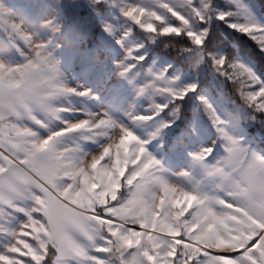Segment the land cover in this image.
<instances>
[{
  "label": "snow or ice",
  "instance_id": "snow-or-ice-1",
  "mask_svg": "<svg viewBox=\"0 0 264 264\" xmlns=\"http://www.w3.org/2000/svg\"><path fill=\"white\" fill-rule=\"evenodd\" d=\"M230 2L235 11L217 14L212 0H86L98 19L104 7L118 9L124 26L115 39L119 79L95 111L75 106L97 97L61 72L55 16L27 21L0 3V264H264V154L226 131L196 83L180 87L167 69L143 67L139 54L166 39L188 67L207 64L222 88L231 82L237 114L264 129V82L238 53L205 45L214 17H235L229 27L264 54V27ZM62 3L47 0L42 16ZM101 27L108 36L118 31ZM133 36L140 43L128 47ZM125 88L146 102L143 114ZM190 94L198 101L193 119L164 140ZM122 104L128 111L118 119ZM201 114L216 134L211 146L188 153L201 176L169 173L148 145L183 153Z\"/></svg>",
  "mask_w": 264,
  "mask_h": 264
},
{
  "label": "rangeland",
  "instance_id": "rangeland-1",
  "mask_svg": "<svg viewBox=\"0 0 264 264\" xmlns=\"http://www.w3.org/2000/svg\"><path fill=\"white\" fill-rule=\"evenodd\" d=\"M229 1L230 0H226ZM243 1V0H242ZM239 0L240 5L247 10L254 21L261 27H264V10L256 12L254 9L247 4H244ZM47 0H0V3L5 5L9 10L13 11L18 17L23 20L30 21L35 18H51L53 15L56 18V22L61 24L63 33L57 36V40L60 42L61 47L57 50V58L60 61V69L64 77L70 85L80 84L83 87L88 88L93 95L97 97V101H75V106L77 108H87L89 110L95 111L99 107H103V96L105 88L111 86L119 78L116 76L115 68L118 63L119 58L122 56L123 52L119 45L115 43V39L118 38L120 32L124 30L122 17L119 15L118 9L110 8L111 12L103 15L102 23L111 24L118 31L115 36H108L104 33L103 28L102 34L99 38L98 49L108 50L111 53L113 60V69L111 73H108L109 69L102 65H96L97 55L93 49L84 50L80 47V41L76 31L72 27H65L63 14L69 11H74L82 4L83 0H63L62 6L55 11V13H48V16H42L43 6L46 4ZM130 3L136 2V0H129ZM86 4V2H84ZM254 6V5H253ZM256 9L257 6H254ZM65 10V11H64ZM235 10V9H234ZM232 10V11H234ZM231 12V11H229ZM234 19L232 23L236 22L235 17H230ZM101 23V24H102ZM139 44V41L135 36L129 37L126 41L128 47H135ZM139 54L146 56L145 53L139 50ZM170 63L166 60L154 59L145 68L151 67L154 70H164L169 68ZM108 70V71H107ZM172 77H178V85L183 87L186 84L196 83L195 79L188 72H182L180 70H175L172 73H167ZM107 83H104V80ZM125 95L128 101H134L137 106V110L143 114L144 108L147 107L145 101L140 100L134 96V94L127 88H125ZM213 107L216 109L217 115L225 123L226 131L230 134L236 136L241 140L244 147L258 154L255 147L251 144V140L248 139L246 132L242 124L240 123V118L238 114L234 111L226 110L223 108L221 102L213 100L211 97L206 96ZM128 111L127 104H122L119 111L115 112L114 115L118 119H122L124 113ZM67 119H72L71 116H67ZM60 125L57 124L56 127ZM138 131H143L139 129ZM166 134L164 140H168L175 136L172 130H165ZM216 138L214 129L210 124L203 123L200 119L196 121V134L190 140L187 145L186 150L181 154H165L161 150L160 142L152 141L148 145V151L151 152L157 159L161 161L163 166L168 170L169 173L175 174L182 171H191L194 178L200 177L201 172L198 168H193L191 166V159L188 155L189 152H195L202 146H211L212 141ZM85 147L90 151H95V146L88 144ZM215 155L218 157L222 155V150L219 147V143L215 148ZM172 178H176L173 176ZM138 227V226H137ZM26 239H30L27 238Z\"/></svg>",
  "mask_w": 264,
  "mask_h": 264
},
{
  "label": "trees",
  "instance_id": "trees-1",
  "mask_svg": "<svg viewBox=\"0 0 264 264\" xmlns=\"http://www.w3.org/2000/svg\"><path fill=\"white\" fill-rule=\"evenodd\" d=\"M243 1L244 4L252 7L256 12L264 10V0ZM84 2L86 0H83L82 4L73 12L68 9V12L63 14L65 27H72L76 31L82 49L90 50L95 47L94 50L97 55L96 65L104 66L109 69V71L107 70L108 73H111L113 60L110 51L98 49L99 38L103 33L101 29L102 17L111 12V9L104 7L102 9V16L98 19ZM253 5L257 6V8L255 9ZM212 8L217 14H227L229 11L235 9V4L226 0H212ZM58 12L60 14V10ZM233 21L234 19L230 17H227L225 21L217 20L215 17L213 18L208 26V36L205 40L207 51L217 55H231L233 52L238 53L241 61L253 71L261 82H264V54L259 51L256 43L247 35L229 27V24ZM154 24L158 26V22H154ZM135 27L137 31H141L138 26ZM136 39L140 43L137 37ZM166 42L167 40L162 38L140 49L141 52L146 54L143 67H146L154 59L168 61L170 66L167 73L170 74L175 70L190 73L196 81L198 92L221 102L224 109L229 110V112L234 111L236 114L237 110L233 103L234 96L231 82L229 84L225 83L222 88L216 79V75L210 70L209 65L202 64L199 68L193 70L188 67L184 57L179 56L176 50L171 47H165ZM190 97L191 99L186 97L185 102L181 105V119L177 120L172 126V131L175 135L194 117V109L198 101L194 94H190ZM238 116L248 139L251 140V144L260 154H264V129H261L258 124L247 120L245 114ZM199 119L203 123L210 124L202 114Z\"/></svg>",
  "mask_w": 264,
  "mask_h": 264
}]
</instances>
